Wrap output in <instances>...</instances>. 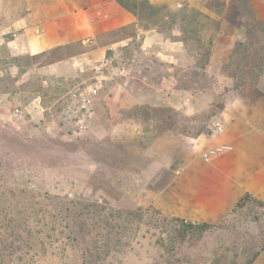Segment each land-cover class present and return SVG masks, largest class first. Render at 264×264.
I'll return each instance as SVG.
<instances>
[{"label": "rangeland", "instance_id": "1", "mask_svg": "<svg viewBox=\"0 0 264 264\" xmlns=\"http://www.w3.org/2000/svg\"><path fill=\"white\" fill-rule=\"evenodd\" d=\"M90 4L0 0V264H250L264 246L263 209L203 229L157 215L145 190L160 179L152 164L175 158L233 89L264 88V16H243L247 29L234 33L246 44L213 57L227 10H264V0H108L143 31L32 52L17 45L21 31H5ZM168 97L182 109L152 106Z\"/></svg>", "mask_w": 264, "mask_h": 264}, {"label": "crops", "instance_id": "2", "mask_svg": "<svg viewBox=\"0 0 264 264\" xmlns=\"http://www.w3.org/2000/svg\"><path fill=\"white\" fill-rule=\"evenodd\" d=\"M90 1V10L69 11L62 18L57 11L59 6L52 7L47 9L46 23L40 20L36 23L32 16L31 22L18 20L5 31L12 28L21 31L17 45L32 52L30 48L39 51L43 46H68L88 36L97 40L108 32L139 27L140 22L135 15L110 7L108 0ZM226 14L234 23L222 26L223 35L214 44V58L216 53L231 54L239 42L245 45L246 39L234 32L247 29L243 16L261 17L264 10L254 7L251 12L244 13L231 8ZM67 17L69 21H75L74 25L66 23L64 18ZM138 30L143 31L142 28ZM228 31L233 34L227 35ZM222 42L227 48L220 46ZM11 43L15 42L11 40ZM229 79L234 80L233 77ZM233 93V99L212 117V122L201 133L188 138V142L179 139L175 158L152 164L150 174L160 175V179L145 190V198L162 216L216 227L235 220L236 213L241 210L238 204L246 195L251 199L243 208L257 206L254 200L264 205V88L247 85L233 89ZM166 99L164 104L152 106L182 109V102L178 99ZM215 121L221 123L222 132L215 131ZM115 127L113 137L119 132ZM221 144L231 145L233 150L208 160L203 157L208 149ZM252 221L248 220L246 224L251 222L248 225L257 228L256 220L254 225ZM250 264H264V248Z\"/></svg>", "mask_w": 264, "mask_h": 264}, {"label": "built area", "instance_id": "3", "mask_svg": "<svg viewBox=\"0 0 264 264\" xmlns=\"http://www.w3.org/2000/svg\"><path fill=\"white\" fill-rule=\"evenodd\" d=\"M89 104H90V100H87L85 102L84 106L82 107L83 110H85ZM15 114L19 115L20 110L17 109L15 111ZM75 118H76V127H77L75 134L81 135L86 130V127H87L86 117L81 112L78 115H76ZM214 128H215V131H217V132H222V130H223L221 123L216 122V121L214 122ZM231 150H233V147L231 145L221 144V145H218V146H215V147L208 149L203 154V157L208 160V159H210V158H212L218 154L229 152Z\"/></svg>", "mask_w": 264, "mask_h": 264}, {"label": "trees", "instance_id": "4", "mask_svg": "<svg viewBox=\"0 0 264 264\" xmlns=\"http://www.w3.org/2000/svg\"><path fill=\"white\" fill-rule=\"evenodd\" d=\"M127 28V27H126ZM129 28V27H128ZM69 46H71V45H68V46H65V47H69ZM251 199V197H250V195H246L245 197H243V199L240 201V203L238 204V207L239 208H243L244 207V205L246 204V202L248 201V200H250ZM258 207H260V208H264V205L262 204V203H260V202H258V201H253ZM155 213L157 214V215H160V216H162V214L161 213H159L158 211H156L155 210ZM181 222H183V220H180ZM189 226H191V225H189ZM193 226V225H192ZM191 226V227H192ZM198 226L199 227H202L203 229H207V228H211V227H214V226H211V225H209V224H198ZM61 233H65V231H62ZM69 233L71 234V230H69ZM264 248V246L259 250V252L255 255V257L252 259V261L254 260V259H256L257 258V256L259 255V253L261 252V250ZM251 261V262H252ZM250 262V263H251Z\"/></svg>", "mask_w": 264, "mask_h": 264}]
</instances>
